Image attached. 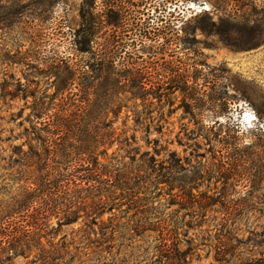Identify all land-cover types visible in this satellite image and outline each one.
Masks as SVG:
<instances>
[{
  "label": "trees",
  "instance_id": "trees-1",
  "mask_svg": "<svg viewBox=\"0 0 264 264\" xmlns=\"http://www.w3.org/2000/svg\"><path fill=\"white\" fill-rule=\"evenodd\" d=\"M174 1L162 0L160 5L167 7ZM202 1L210 5L216 18L213 20L208 13L201 15L199 30L224 38L226 42L232 35H241L247 21L243 5L236 0ZM8 6L14 8L16 4L11 1ZM138 13L139 10L133 16L135 20ZM7 15V20L15 17V9ZM133 25L140 29L138 23ZM90 41V38L84 39L80 53L90 54ZM228 45L236 46L233 41ZM114 53L111 50L106 56H92L90 71L67 62L55 65V77L62 75L59 81L62 85L56 86L55 94L71 93L74 88L85 95L83 98L60 97L45 103L30 96L31 113L26 119L28 127H23L20 133L22 142L12 146L7 162L0 166L3 171L0 176V264H10L14 258H33L31 264L72 263L71 260L64 262L63 258H75L78 250L75 248L72 253L67 244L56 241L58 230L81 222L75 244L85 246L84 249L96 246L97 239L90 235L94 234V227L104 223L102 215H112L113 211L132 212L124 228L129 239L152 233L161 263L180 264L179 260L184 262L187 254L180 248L181 225L195 229L200 221L195 219L194 224H184L171 220L168 214L147 216L158 208L154 207L156 198L166 195L170 199L163 206L176 205L192 219L204 218L206 209L219 203L222 197L215 199L199 192L198 186L203 182H219L222 190L227 186L239 188L237 193L241 194L239 200L244 207L251 210L261 207L257 211L264 220V196L252 195L264 188V134L260 129L253 131L254 141H245L238 136L237 124H222L216 118L222 106L218 97L207 100L216 110L212 123L206 124L201 115L193 114V110L205 104L203 97L194 98L192 87L186 92L189 90L186 80L180 91L187 93L181 107L184 114L190 115L188 124H182L174 139L166 142L181 148L183 154L150 138V130L160 133L161 127L152 125L154 118L147 113L141 117L144 112L134 113L132 128L134 133L139 130L144 133L142 141L146 149L141 150L135 134H116L110 127L112 121L108 120L109 112L116 116L123 107L122 100H112L110 95L127 91L142 99L143 89L136 68L119 71ZM261 127H264V117ZM115 144L116 148L111 150ZM237 213L232 208L225 211L224 219L215 226L216 233L210 242L214 258H241L242 253H237L236 248L225 250L230 243L239 242L232 235L234 230L226 229L228 222H234L241 215ZM113 216L107 218L109 226L106 227L111 237L118 233L117 225L109 222ZM184 242L188 251L191 245L199 246L192 240ZM260 247L255 255L258 258L253 256L239 264H264V240Z\"/></svg>",
  "mask_w": 264,
  "mask_h": 264
},
{
  "label": "rangeland",
  "instance_id": "rangeland-1",
  "mask_svg": "<svg viewBox=\"0 0 264 264\" xmlns=\"http://www.w3.org/2000/svg\"><path fill=\"white\" fill-rule=\"evenodd\" d=\"M11 1L16 4L14 8L8 6ZM161 2L0 0V166L7 162L12 146L22 142L20 133L23 127H28L26 119L31 113L29 106L33 99L30 96L45 103L53 98L85 96L74 88L71 93L55 94L56 86L62 85L59 82L62 75L59 78L54 75L55 65L67 62L90 71L92 56H106L111 50L116 52L115 62L119 71L136 68L143 89L142 99L127 91L109 96L123 102L116 116L113 112L108 113V120L112 121L110 127L116 134H135L141 150L146 149L142 141L144 133L141 130L134 133L132 128L134 113L144 112L141 117L147 113L154 118L152 125L161 127L160 133L150 130V138H156L160 145L183 154L181 148L175 144L166 145V142L174 139L182 124H188L190 115L184 114L181 106L191 87L192 96L203 97L205 102L203 107L193 110V114L201 115L206 124L212 123L216 110L207 100L218 97L222 106L216 118L222 124H237L240 129L238 136L245 141L255 140L253 131L256 128L264 134V127H261L264 117V0L235 1L243 5L247 21L241 35L228 37V42L199 30L201 15L208 13L213 20L216 18L207 2L175 0L167 7H162ZM13 9L15 17L7 20L8 11ZM137 10L139 13L135 20L133 16ZM134 23L139 24V30ZM85 38L91 40L88 44L90 54L79 52ZM232 41L236 46L228 45ZM186 80L189 90L183 93L180 88ZM116 146L113 145L111 150ZM2 174L0 170V176ZM221 188V184L214 181L198 186V191L206 196L222 197L218 199L219 203L206 209L204 218L192 219L176 205L163 206L169 196L162 195L154 201V207L158 208L147 217L163 213L184 224H194L195 219L200 221L195 229L181 225L180 248L187 254L184 262L179 260L180 264H231L235 261L239 264L260 252L264 220L257 209L261 207L253 210L244 207L239 200L241 194L237 193L239 188ZM263 194L264 188L252 195L259 197ZM231 208L241 215L236 216L234 222H228L226 229L234 230L232 235L239 242L230 243L225 250L229 252L236 248L237 253H242L241 258H214L211 237L216 233L215 226L224 219L225 211ZM131 213L113 211L114 216L109 222L116 224L115 230H118L113 237L108 233L110 229L106 228L109 226L107 218L112 215L103 214L101 219L104 223L94 227L95 232L90 235L97 239L98 245L86 249L75 244L81 222L61 227L56 241L67 244L66 248L72 253L75 248L78 250L75 258H63V261L71 260L69 264H162L154 249L156 241L152 233H143L132 240L126 235L124 228ZM201 238L208 241H199ZM191 240L199 246L194 248L191 245L192 249L188 251L184 241ZM31 259L14 258L10 264H31Z\"/></svg>",
  "mask_w": 264,
  "mask_h": 264
}]
</instances>
